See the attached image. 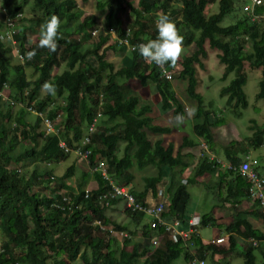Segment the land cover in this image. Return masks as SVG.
<instances>
[{"label":"trees","instance_id":"1","mask_svg":"<svg viewBox=\"0 0 264 264\" xmlns=\"http://www.w3.org/2000/svg\"><path fill=\"white\" fill-rule=\"evenodd\" d=\"M11 1L4 0L3 7ZM32 1L41 10L40 14L32 16L36 24H43L50 16L58 15L60 19L64 17L61 24L64 22L65 25L60 28L63 38L58 40L55 52L40 48L38 41H34L31 47L36 54L24 63H12L8 56L11 46L0 39V87L3 82H7L12 97L24 102V105L11 104L0 95V222L3 234L0 264H70L75 261L78 264H132L130 260L140 255H145L141 264H173L181 254L186 264H192L190 250L182 242L173 241L166 233L158 245L153 246L150 238L155 230L150 224H146L142 231L144 241L133 242L125 236L117 248L115 239L110 232L107 233L109 229L103 232L100 223L94 222L98 219L104 225L110 221L104 212V205L98 199V194L109 185L99 171L92 170V167L103 159L110 174L120 183H131L136 197L145 203L151 202V199L158 201L161 198L158 189L168 184L166 193L170 192L173 197L170 202H165L161 214L166 220L179 217L184 225L191 216L187 212L191 195L187 185L200 182L211 187L209 182L215 171L218 185H225L223 198L237 211L235 204L242 201L240 197L248 196V181L235 169L216 164L215 160L203 155L196 157L186 182H182L179 176L190 164L189 159L194 158L192 153L184 152L183 148L198 144L197 136L209 140L207 143L212 147L211 126L223 121L217 115L216 118L212 117L215 114L204 105L203 96L196 91L194 63L201 64L200 56L206 55L205 42L218 50L219 61L225 64L227 70L236 71L235 77L222 88L223 93H228L227 101L234 100V107L247 105L243 89L247 79L244 63L260 67L261 78L256 97H264V19H252V14L248 12L244 18L221 24L224 15L234 9V0H219V9L215 12L206 10L207 5L214 0H96V9L103 13L101 21L104 24L100 26L99 17L93 12L75 9L78 6L76 0ZM86 1L82 0L84 3ZM6 8L10 14L22 13L18 3ZM124 10H129L131 14L125 26L117 16L118 11ZM157 13L169 15L180 29L184 44L194 43L195 46L192 52L182 57V67L175 78L184 82L185 93L193 101L195 114L192 115V131L196 137L182 132L175 139L170 116L183 115L185 105L176 95L172 80L161 75L154 63L144 60L139 55L138 47L130 50L128 62L119 68H114L110 59L120 50L117 40L111 36L110 27L119 36L124 35L128 28V37L132 42L155 39L158 36ZM253 13H264V0L254 7ZM193 28L200 30L197 38L190 36ZM15 36L22 49L30 43L25 28L18 29ZM89 40L90 45L83 47ZM121 47L124 48V45ZM89 54L95 56L96 65L86 61ZM62 62L67 65L66 68L53 72V68ZM28 64L37 72L33 79H29L26 74L25 65ZM103 76H106L104 84L101 81ZM46 81L55 83V95H64L60 107L65 116L60 135L46 134L43 118L38 114H34L32 122L25 118L28 111L26 106L30 102L37 110L47 108L46 115L52 119L59 112L52 105L53 95L45 93L39 96ZM123 81L136 82L141 89H148L146 96L136 89H126ZM149 83L153 86L147 87ZM152 90L159 95L157 110L151 102ZM101 93L104 95L103 100L100 98ZM16 105L18 107L14 109ZM98 110L107 115L113 124L108 126L98 123L90 142L86 144L90 148L88 162L84 161L87 163L86 168L81 171L75 185L67 181L75 173L74 163L61 175L55 176L50 168L43 171L33 169L26 178L17 167H9L11 162L37 160L55 163L63 160L69 152L58 145L59 137H64L70 146H75ZM259 133L261 128L252 136L254 145L262 143ZM120 142L123 143L122 154H119ZM238 148L234 141H229L224 147L226 159L233 164H237L240 159ZM148 166L155 167V172L141 173L137 180L136 172ZM174 171L178 175L175 182ZM41 172L46 175L44 192L35 189L43 183ZM90 175L92 180L89 181L88 189L86 186ZM63 195L69 197L68 202L62 199ZM55 203H66L70 207L66 205L65 209H61ZM240 212L252 214L251 218H255L258 224ZM240 212L237 211L234 219L227 223L225 217L214 218L210 213L202 215L201 225L211 222L225 231L235 233L229 234L225 246L205 242L200 234L193 236V249L198 256L230 254L242 241V264H264V251L260 248L264 239V229L261 228L264 225V212L255 206L250 212L246 209ZM132 215L139 217L144 214L139 211ZM116 226L118 229L124 227L119 224ZM256 249L262 256L261 261L257 260Z\"/></svg>","mask_w":264,"mask_h":264},{"label":"rangeland","instance_id":"2","mask_svg":"<svg viewBox=\"0 0 264 264\" xmlns=\"http://www.w3.org/2000/svg\"><path fill=\"white\" fill-rule=\"evenodd\" d=\"M3 1L0 0V20L2 21V7H3ZM77 2V7L75 9H82V10H88L93 12L95 15L99 17L100 21V26H103V22L101 21V16H103L100 11H98L95 7V2L96 0H87L85 3L82 2V0H76ZM13 3H18L22 7V17L17 21V28H25V32L29 38L30 43L34 41L39 40V32H40V26L41 24L35 23V20L32 19V16L34 14H40L41 10L40 8L36 7L33 5L32 0H13L9 3V5H5L6 7H10ZM243 4L241 0H234V9L224 15V17L221 20V24H229L234 22L238 18H244L246 17V12L243 9ZM219 9V0H214L210 2L207 5V11L208 12H215ZM157 13L155 16V19L157 20L158 17ZM117 16L120 18V22L122 25H126L128 22L129 18L131 17V14L129 10H124V11H118ZM130 16V17H129ZM178 16L180 17L181 14L179 13ZM64 17L60 19V21H63ZM72 23V22H71ZM70 23V24H71ZM69 22L67 23V25ZM64 22L61 24V26H64ZM200 34V30L198 28H193L190 36L192 38H197ZM86 41L84 43L83 47H87L90 45V42ZM120 47L119 51L111 57L113 59V64L114 68H119L121 65L126 64L128 62V55L130 53V50L127 49L125 46L124 48L121 47V44L118 45ZM194 43L191 44H184V50L183 53L178 60L177 64L175 67H171L173 71V78L171 79L172 81V86L175 89L176 95H179L182 97V100H184V114L183 115H178L183 117V122L182 123H177L176 117L170 116L171 122L174 124V131L173 135H175V139L178 138L179 134L184 132L189 134L190 137H193L195 134L192 131V126H193V116L189 115L190 111L194 109L193 101L189 99V97L185 93V88H184V82H179L182 80H178V78H175L179 69L182 67L181 66V59L184 55L188 54L189 52H192L194 50ZM205 49H206V55L200 56L201 64L195 62V76L197 79L196 83V91L201 93L203 96V103L204 105L211 109L212 112L215 114L212 117L216 118L221 117L223 119L222 123H219L217 125L211 126V132H212V142L213 146L212 148L217 151L219 150L218 153H214V150L210 148L211 146L209 145V152L212 155H219L220 150L223 151L224 145H226L229 141H234L235 144L239 147L240 149L238 151V154H242L245 151L249 150L251 154L254 156H258L261 160V169L264 172V97L257 98L256 97V92L259 90V80L261 78V68L260 67H251L248 62L244 63V69L246 70L247 73V79L246 82L243 85V89L245 92V97L247 100V105L245 107H234L232 100L231 102L227 101V96L228 93H223L222 88L230 83V81L235 77L236 71L235 70H227L226 66L224 63H221L217 57V49L210 47L207 42H205ZM122 50V52H121ZM8 56L11 60V62H17V59L14 57L13 53L9 51ZM86 61L90 63L91 65H96L97 61L96 58L93 54H89L86 56ZM66 64L62 62L59 66L53 68V72H60L64 68H66ZM78 66V65H77ZM76 66V67H77ZM167 67V66H166ZM25 71L29 79H33L36 77L37 72L33 68L32 65H25ZM99 77V76H97ZM101 81L103 84L106 81V76H103ZM125 88L129 89H136V91H143L141 87L135 82L131 83V81H123ZM122 83V84H123ZM180 83V84H179ZM149 87L153 86L151 83H149ZM45 94L44 91H42V87L40 89V94L39 96H43ZM65 94V93H64ZM5 95L8 97L7 91L5 92ZM101 100L104 99V95L102 93L100 94ZM150 97V96H147ZM159 98V95L157 94L156 91L152 90V103L156 98ZM179 97V98H180ZM6 98V97H5ZM155 98V99H154ZM64 99V95H54L53 99V104L54 106L59 109L58 111L61 113V117L65 116V113L63 108L60 107L62 101ZM157 104L155 102L154 106L155 109H159L157 107ZM18 107L17 105L13 107L16 109ZM25 118L28 119L29 121H33L35 119V115L33 112L27 111L25 113ZM99 125H112L113 122L109 121V118L107 115L102 114L99 119H98ZM261 128V139L262 143L258 145H254V140L252 139V136L254 133ZM196 137V135H195ZM198 138V136H197ZM199 138L203 139L205 142L209 141L206 140V138L200 136ZM200 142V139H199ZM122 146L123 143L120 142L119 144V154H122ZM202 145L201 144H196L192 148V152L190 150H186L185 148H188L187 146L183 148L184 151H189L194 155L193 160H190L189 166L179 174L180 178L186 177L189 173V169L194 165V161H196V157L198 156V150H201ZM20 149V146L17 147V150ZM16 150V151H17ZM220 155H222L220 153ZM86 160L80 159L76 155L75 152L70 151L67 155L66 158L63 160H60L58 162H38L33 161V162H11L9 164V167H17L21 173V175L26 178L28 177L33 169H37L38 171H43L46 168L52 169V173L57 176L61 175L64 173V171L67 169V167L71 164H75V173L71 177L67 178L68 183H71L75 185L77 183V179L81 175V171L86 168L87 163ZM219 168V167H218ZM155 167L153 166H148L145 169L141 170V172H136V179L138 180V176L141 175V173H154L155 172ZM175 172V171H174ZM41 179L43 180V183L41 185H37L35 189L39 191H46L45 188H43V185H45V179L46 175H44V172H41ZM92 174V173H91ZM213 177L210 180V185L211 187H208L200 182H195V183H189L187 185V188L190 191V199L188 201L187 205V212L190 214L193 213H198L202 217L204 212L210 213L214 218L221 219V217H225L226 219H231L234 215L230 212H233L232 210V205H228V202L225 201L224 193H225V185L224 183L222 185H218V179L216 172L212 174ZM175 180L178 178L177 173L175 172ZM91 180V175L88 178V183H87V188H90L89 181ZM122 180V179H121ZM136 180V181H137ZM164 188V186H162ZM166 190V189H165ZM167 196V203L170 202V199L172 200L173 195L170 194V192L165 193ZM102 204V203H101ZM104 205V212L107 216L109 217L110 221H108V224L102 225V222H100V227H103V232L109 231L111 236L115 239V245L117 248L121 246L122 240L125 236H128L132 239L134 242H140L144 241V236H143V229L145 228L146 225V220L141 218V215L139 218H133L131 211H128V208L126 209L125 203L123 200L118 199L116 201L110 202L108 204H103ZM134 216V215H133ZM144 217H148V215L145 214ZM143 219V220H142ZM251 220L255 223V220L251 218ZM149 222V221H148ZM95 223H98L95 221ZM122 225L123 228H119L116 226ZM150 224V223H149ZM120 230L126 231V235H122L119 233ZM200 235L202 239L204 238L205 242H208L210 238L213 235L217 234H224L225 232L222 231L218 226L214 225L211 222H208L206 225H200L199 227ZM102 232V233H103ZM103 235L106 236L105 233ZM152 238V237H151ZM150 238V239H151ZM3 239V236H2ZM113 244V242L111 243ZM220 245H227L228 244V239H225ZM241 246V245H240ZM240 246H237L232 253L226 254L222 256L221 254H215L214 256L211 257L210 254H207L206 256V264H242L243 261V256L240 254ZM262 247L264 249V241L262 243ZM257 260L261 261V255L259 250H255ZM145 255H140L137 257L132 258L130 261L132 264H141L142 260L144 259ZM74 264H78L77 261L74 262ZM173 264H186V261L184 260L183 254H181L179 257H177L174 261Z\"/></svg>","mask_w":264,"mask_h":264},{"label":"built area","instance_id":"3","mask_svg":"<svg viewBox=\"0 0 264 264\" xmlns=\"http://www.w3.org/2000/svg\"><path fill=\"white\" fill-rule=\"evenodd\" d=\"M263 0H245L243 4V9L246 14L248 12L252 14L251 18H261L264 19V13L262 14H254V7L261 3ZM2 22L3 26L0 27V39L8 42L11 46L10 52L13 53L14 57L19 62H26L30 60L28 53L33 51L34 48L31 47V43H27L22 49L20 47L19 41L16 38L15 34L18 31L17 21L21 18L22 13L16 12L15 14H10L6 7H2ZM112 38L117 40L118 45H124L127 49L133 50L138 47L139 44L146 42L145 40H139L137 42H132L129 39V29H125L124 35H117L116 31L113 27L109 28ZM95 32V31H94ZM93 32V33H94ZM159 68V67H158ZM160 69V68H159ZM160 74L165 78L171 80L173 78V71L167 66V72L162 73L160 69ZM7 91L8 97L5 95ZM24 92V91H23ZM27 91H25L26 93ZM10 87L7 82H3L2 87H0V95L9 100L11 104L24 105V102L21 99H14L10 94ZM24 93V94H25ZM101 96V95H100ZM6 97V98H5ZM53 104V103H52ZM26 109L34 114H38L43 118V125L45 133H55L57 135L61 134V129L63 127L64 116L61 117V113L58 112L54 119L50 118L46 115L47 108L45 110H37L32 102H30ZM64 114V113H63ZM102 115L101 111H97L90 122L87 124L86 129L79 141L75 146H70L66 139L62 136L58 139V145L66 152H75L80 159H84L88 162L90 148L86 147V144L90 142L91 135L97 129L98 119ZM199 144L202 145L201 150H198V156H207L209 160H215L216 164H221V166L231 167L235 169L240 174L246 177L248 181V196L256 201L260 210L264 212V174L260 170L259 167V158L257 156H253L250 153H246L241 160L237 164H233L232 162L226 160H221L218 156L212 155L207 152L209 151V146L207 141L205 142L203 139H200ZM92 170H98L102 177L108 181V187H106L101 193L98 194V199L102 204H108L113 200L121 199L124 201L126 209L128 208L131 212H139L141 211L144 215L149 216L150 226L155 230L151 238V243L153 246L158 245L163 234H167L173 241H180L182 244L188 248L192 254L191 263L192 264H206V256H198L196 251L193 249L195 244L194 237L195 235L200 234L199 227L201 225V216L199 214H192L187 221V224L184 225L181 222L179 217L174 220H166L162 216V211L164 209L165 202L167 201V196L165 195L166 190L162 187L158 189V195L161 198L158 201L145 203L143 200L136 197L134 192L132 191L131 183H120L116 177L112 176L108 170L106 162L103 159H100L96 162V164L92 167ZM182 182H186V177L181 178ZM88 193V189H86V195ZM62 199L66 202L69 201V197L67 195H63ZM61 209H65L67 206L66 203H55ZM67 205V206H66ZM70 207V206H69ZM100 223L98 219H95L94 222ZM103 225V224H102ZM103 228V227H102ZM162 230H159V229ZM120 234L126 235V231L120 230ZM2 227L0 222V252L3 251L2 243ZM227 234H217L213 235L208 242L212 243H221L227 238ZM254 241V240H253ZM70 264H74L73 262Z\"/></svg>","mask_w":264,"mask_h":264},{"label":"clouds","instance_id":"4","mask_svg":"<svg viewBox=\"0 0 264 264\" xmlns=\"http://www.w3.org/2000/svg\"><path fill=\"white\" fill-rule=\"evenodd\" d=\"M61 21L58 15H52L40 26L38 46L55 52L58 47V40L62 39L60 32ZM158 36L155 39H148L138 45L139 55L146 61L154 63L162 73L167 72L166 66L175 67L184 50V37L176 23L165 13L158 14L156 20ZM35 50L28 53L29 58L35 56ZM54 82L46 81L42 85V91L49 95L56 94ZM192 109L189 115H194ZM177 123L183 122L182 116L176 117Z\"/></svg>","mask_w":264,"mask_h":264},{"label":"crops","instance_id":"5","mask_svg":"<svg viewBox=\"0 0 264 264\" xmlns=\"http://www.w3.org/2000/svg\"><path fill=\"white\" fill-rule=\"evenodd\" d=\"M112 57H113V56H112ZM110 59L113 61L112 58H110ZM148 85H150V84H148ZM148 85H147V87H148ZM142 90H143V91L141 92L142 96H144V95L146 96V94H147V90H148V89H142ZM177 96L180 97L179 95H177ZM152 99H153V98H152ZM154 99H155V98H154ZM180 99L182 100V97H180ZM182 101H183V103H184V100H182ZM155 102H156V103L159 102V98H158V97L154 100L153 104H155ZM168 115L170 116L171 114L168 113ZM168 119H170V118H168ZM198 139H201V138L198 137ZM187 147H188V146H187ZM193 147H194V146H193ZM193 147H188V148H185V149H186V150L188 149V150H190V151L192 152V151H193V150H192ZM222 147H223V151L220 150V153H221L222 155H220V153H219V155H216V154H215V155L218 156L221 160L226 161L227 159H226L225 154H224V147H225V145L222 146ZM210 148H212V147H210ZM212 149H213V148H212ZM213 150H214V149H213ZM183 151H184V150H183ZM184 152H189V151H184ZM215 152L218 153L219 150H217V151L214 150V153H215ZM246 153H250V151L247 150V151H245L244 153H242V154H240V155L238 154V156L240 157L239 161L241 160V158H242ZM250 154H251V153H250ZM252 155H253V154H252ZM253 156H254V155H253ZM257 157H258V156H257ZM258 158H259V157H258ZM259 160H260V159H259ZM260 163H261V160H260ZM193 164H195V162H194ZM188 166H189V165H188ZM188 166H187V167H188ZM193 166H194V165H193ZM193 166L189 169V173L191 172ZM187 167H186V168H187ZM219 167H220V166H219ZM186 168H185V169H186ZM260 170H261V169H260ZM189 173H187V174L189 175ZM214 173H215V171L213 172V174H214ZM188 175H187V176H188ZM212 177H213V175H212ZM212 177H211V179H212ZM91 180H92V177H91ZM91 180H90V181H91ZM166 185H168V184H165V185H164V189H166ZM167 194H168V192H167ZM189 199H190V198H189ZM240 199H242V201H241L240 203H236V204H235V206H236V208H237V211H239V212H240L241 209H242V210H243V209H246L248 212H250V210H252V209L254 208V206L257 207V208H259L258 204L254 203V202H253V199H251L249 196H247V197H240ZM150 201H151V202H154V200H152V199H151ZM225 201H226V200H225ZM227 202H228V201H227ZM228 205H230L229 202H228ZM232 210H233V212H230V214L232 213L233 215H236V214H237V211H235V209H233V206H232ZM204 213H207V212H204ZM204 213H203V214H204ZM108 214H110V213H108ZM108 214H107V215H108ZM193 214H198V213H193ZM240 214H241V215H248V217H249L250 219H251V216H252V214H250V213H249V214H246L245 212H242V213L240 212ZM191 215H192V214H191ZM199 215H200V214H199ZM144 216H145V215H141V218H143V219L146 220V221H145L146 224H149V222H148V221H149V218H148V217H144ZM132 217H133V218H139V217H137V216H133V215H132ZM222 217H223V216H222ZM143 219H142V220H143ZM233 219H234V216H233L230 220H229V219H226L227 221H226L225 223L230 222V221H232ZM254 220H255V218H254ZM255 221H256V220H255ZM255 223L258 224L257 221H256ZM261 228L264 229V225L261 226ZM220 229H222V231L225 232L224 234H227L228 237H229V234H230V233H235V231H225V230H224L223 228H221V227H220ZM228 237H227V238H228ZM240 239L243 240L242 237H240ZM244 239H245V238H244ZM249 239H252V237H250ZM253 239H254V238H253ZM203 241H205L204 238H203ZM263 241H264V239H263ZM263 241H262V243H263ZM253 242H255V240H254ZM240 243L242 244V241H240ZM262 243L260 244V246H261L260 248L264 251V249H263V247H262ZM241 244H238L237 246H240ZM241 247H242V245L240 246V248H241ZM260 255H261V254H260ZM261 258H262V256H261Z\"/></svg>","mask_w":264,"mask_h":264}]
</instances>
